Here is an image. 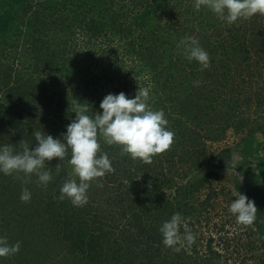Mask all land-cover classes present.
I'll list each match as a JSON object with an SVG mask.
<instances>
[{
	"label": "trees",
	"instance_id": "trees-1",
	"mask_svg": "<svg viewBox=\"0 0 264 264\" xmlns=\"http://www.w3.org/2000/svg\"><path fill=\"white\" fill-rule=\"evenodd\" d=\"M122 1L124 5L120 6V12L113 7V0H35L33 5H27L24 0H0V66L14 72L17 71V79L22 75L23 69H27L25 65H28L33 68V72L39 74L35 79L36 85L31 87L34 90L30 93H35L36 89H49L46 87L47 80L50 81L49 86L52 89H63L62 86L65 85L66 89L77 91L76 94L80 95L81 100L88 98L89 104L95 102L94 105L92 104L93 110L90 113V115H94V112H97L95 111L96 107L102 99L95 94L91 95L90 91L88 94V89L94 88L95 81L98 83L100 80L99 75H96V68L100 62L98 59H93L92 54L82 51L84 46L94 45L101 36L109 37L111 32L115 36L118 35L117 30L127 24L121 18L123 14L128 16L132 12V8L126 0ZM147 2L148 0L130 1L131 5L136 4V7H142V11L136 13L138 19H133L130 24L136 25L143 21L152 25L153 22H156V26L160 29H152L145 34L141 33L139 35L140 41L132 45V48H126L127 45L124 47L126 54L135 56L134 59H138L140 62L150 60L144 64L147 70L142 69L143 76L137 78L119 74L120 77L116 80L118 84L116 89L107 92L106 95L126 91L128 97H134L138 87H148L150 89L149 103L154 109L164 110L165 118L168 120L167 127L174 132L173 143L166 151L155 154L149 162H144L140 159H131L130 155L123 154L120 145H107L101 140V147L97 155L107 153L114 171L90 182V187L93 189L92 194H94L91 200L93 199L95 202L96 210L106 214V212L111 211L105 204V201L109 202L105 196L109 194L108 192L113 193L115 191L116 195H113V200H111L113 204L119 200V207L121 208L124 205L134 206L135 210L129 212L130 220L128 222L130 224L127 228L120 227L122 229L117 231L123 242V245L120 244L119 246L120 249H126L128 253L133 250L136 252L134 258L130 259L131 264H193L194 261H197L195 264H208L205 256H197L195 247H192L193 252L191 251V253H188L183 246L179 247V251L165 247L162 243V236L161 238L156 237L154 231L159 230L160 225L169 219L173 213H184L185 210L181 206L186 203H183V200L192 196V192L197 191V187L203 180V178L199 179L198 184L194 183L192 186L174 183V175L172 174L177 175L179 172L176 165L181 167V172L185 167L190 171L192 168V170H198L204 165V167L208 166L217 170L216 168L224 154L218 152L207 155L200 143L217 135H213V133L223 132L225 128L230 127V124L232 125L230 114L234 112V109L232 107L229 109L228 105L224 104L225 102L230 104L233 98L231 96L233 91L227 90L229 89L228 86L231 89L247 87L250 92L252 89L264 91V48L261 49L260 47L264 44V14L257 13L250 19L240 18L229 24L218 18L207 7L202 6L197 11L193 7L194 0H160L163 5V11L160 12L166 13L165 23L167 25L165 26L156 19L158 15H154V18L150 19L152 12L149 9L151 5H148ZM149 2L151 1L149 0ZM153 3H156V7L159 4L158 0H154ZM165 9L167 11H164ZM11 18L12 22H10ZM218 20L222 21L221 25L224 23L223 28H219L218 25L217 28L215 25L214 27L211 26ZM14 22L18 23L15 25L16 28L13 27ZM214 29L216 31L213 32ZM250 30L251 32L248 34ZM220 31L224 32L225 38H217ZM181 34L184 37L193 36L199 40L201 46L206 44L205 47H209L207 50L210 59L208 68L201 69L200 64L195 60L188 61L183 55V46L178 47L179 42L168 41L171 37L181 36ZM124 37L122 35L121 39ZM255 41H258L255 45V53L262 54L261 57H257L260 58L257 60L262 64L255 65L256 68H254L248 63L245 66V71L238 70L237 67L233 66L235 61L230 59L227 53L233 57L246 53L249 56L248 44ZM239 42L242 43L239 45ZM73 44L78 46L74 48L80 56L78 59L70 55ZM159 47H162L163 51H159ZM4 57L10 60L8 64H3ZM163 64L165 66H162ZM150 71L151 73H149ZM189 82L191 84H188ZM7 89L15 92L20 90L19 85L16 88L11 85ZM263 93H258V91L254 93L253 91L255 98L264 97ZM66 94L69 93L66 92ZM240 94L236 92V95ZM223 96L225 100L221 99L220 101L223 103L219 104L218 98ZM228 97L231 98V101H228ZM211 99L217 104L209 110L205 104L209 103ZM237 99L239 98L235 97V101ZM14 104L7 105L10 112L1 119V125H6L7 120L9 128L22 131L27 128V134L31 132V128L33 131L39 127L36 121L31 127L28 118H34L38 115L34 113L31 106H25L24 103L19 105L17 102ZM61 111V106L56 107L54 111L53 118L57 120V123L58 121L63 123L66 120L63 119ZM101 111L102 109L99 108L98 112ZM237 114L238 116L234 115L237 119L235 120L233 117V120L240 123L242 114L239 112ZM26 124H30L29 130ZM243 128L242 125L240 130L242 131ZM30 135L33 136L32 133ZM131 162H134L136 164L135 169L142 173V175H136L134 179H132L133 173L128 168ZM122 163H126L125 169L120 166ZM187 172H183V177L187 176ZM124 177L130 181L124 180ZM56 178L61 188L64 182L60 180V175H57ZM141 184L144 185L139 189L132 190V187ZM166 186L167 188L174 186L173 198L166 197L163 190ZM263 187L264 185H249L248 189L245 190V195L254 201L257 207L256 219L252 224L258 230L259 239L264 245ZM206 196L208 197V195ZM50 199L51 209L47 216L42 219L41 215L39 220L36 218V226H41L40 231H43L44 227H46L45 231L52 229L54 217L57 219L59 217V212L56 211L58 209L52 207L54 198L51 197ZM172 200L177 203L175 210L172 206L174 205ZM60 203V206L63 207L60 208L64 210L66 216L64 221L74 219L78 222V225L70 233L77 234V236H87L83 225L87 230H90L89 224L84 216L78 220V217L81 216L79 207L66 202V199ZM42 212L44 214V209ZM117 213L118 215L120 213L118 207ZM95 215L97 214L94 213ZM150 215L155 216V218L146 222ZM93 221L98 223L95 218ZM131 222H134V225ZM96 228L98 233L91 230L92 234L89 235L87 242L92 256L103 252L102 245L97 239H104L106 235L114 232V230L105 228L103 225L98 226L96 224ZM132 228L133 231L130 230ZM59 233L58 236L62 237L60 247L62 246L66 250L71 246L75 247L78 243L85 245L84 241L74 244L70 233L66 235L62 231ZM157 233L161 235L160 232ZM32 238H34L33 233ZM158 239L157 243L156 240ZM207 241L208 249L205 255L208 254L209 257L207 258L210 260L219 254L211 247L212 238L209 237ZM130 242H135L134 246ZM115 243L118 244L117 241ZM113 251L114 249L108 250L111 258H114V254H111L114 253ZM107 254L106 251L103 254L105 256L103 261L106 262L103 264H111L106 259ZM82 256L79 257L78 261L82 259ZM92 260H94L93 257L90 258L91 262ZM80 262L84 264L88 260L83 258Z\"/></svg>",
	"mask_w": 264,
	"mask_h": 264
},
{
	"label": "rangeland",
	"instance_id": "rangeland-1",
	"mask_svg": "<svg viewBox=\"0 0 264 264\" xmlns=\"http://www.w3.org/2000/svg\"><path fill=\"white\" fill-rule=\"evenodd\" d=\"M24 1L27 5L35 4V0ZM130 1L132 0H126L128 5L132 8V12L129 13L128 16L123 14L121 19L126 21L127 24H124L117 30L118 35L115 36L111 32L109 33V37L101 36L94 45L84 46L82 51L83 53L92 54L94 57L93 59H98L100 62L96 68V75H99L100 80L98 83L95 81L93 85L94 88L88 89V94L91 92V95L95 94L101 99L104 98L107 92L116 89L115 87L118 85L116 80L120 77L119 74L135 78L143 76L141 70H147L144 66L147 60L140 62L138 59H134L135 56L133 57L126 54L124 47L127 45L126 48H132V45L140 41L139 35L141 33L145 34L152 29H160V27L156 26V22H153L154 24L152 25L143 21L136 25L130 24L133 19H138L136 13L142 11V7H136V4L131 5ZM150 1L151 2L148 0L147 2L148 5H151L150 9L148 8L150 12H152L150 19H153L154 15H158L156 19L159 20L161 25L166 26V13H161L163 11V5L160 0H158L159 4H157V7L156 3H153L154 0ZM112 5L121 12L119 8L121 5H124V2L122 0H113ZM27 8L28 6L26 9ZM164 11H167V9ZM251 17H248V19ZM189 18L191 19V16ZM7 21L8 18L5 22L7 23ZM10 22H12V18ZM221 22V20H218L211 26L214 27L215 25L217 28L218 25L219 28H223L224 23L221 25ZM247 22L249 23V21ZM16 24L18 23L14 22V28H16ZM214 31L216 30L214 29L213 32ZM250 32L251 30L248 31V34H250ZM122 35L125 37L121 39ZM183 37L184 35L181 34V36L171 37L168 41L177 43L180 42ZM217 38H225L224 32L220 31ZM241 43L242 42H239V45ZM257 43L258 41L248 44L250 48L249 56L246 55V53L240 56L234 55L233 57V55L227 53L228 57L235 61L233 66L237 67L238 70L241 69L245 71V66L248 65V63L254 68H256L255 65H261L262 63L257 60L260 58L257 57H261L262 54L255 53V45ZM205 45L206 44H203L202 47L207 51L209 47H205ZM75 47L78 46H74V44L73 46L71 45L70 55L78 59L80 56L76 53V50H74ZM260 47L263 49L264 44L260 45ZM158 50L163 51V48L159 47ZM9 62L10 60L4 57L3 64H8ZM162 66H165V64ZM0 68V145H16L17 149L22 151L23 146L19 143L21 140L30 145V147H35L36 144L34 136L30 135V133H32V128L31 132L27 134V128L23 131L9 128V126H7V120L6 125H1V119L10 112L7 109L8 104L17 102L19 105L24 103L23 105L25 106H31L34 113L38 114L34 118H28L31 127L36 121L39 125L36 129L51 134L54 138L61 136V134L66 131V125L75 118L73 108L78 102L88 107L89 115L91 110H93L92 104L94 105L95 102L89 104L88 98L82 99L84 100V102H82L81 98H79L80 95L76 94L77 91L74 92V89H66L65 85L62 86L63 89H52V87L49 86V80L46 81V87H49V89H36L35 93H30L34 90L31 87L36 85L35 79L39 74L33 72V68L28 65H25L27 69H23L22 75L17 79V71L14 72L11 69H4L3 66H0ZM149 73H151V71ZM188 84H191V82ZM11 85L15 88L19 85V92L7 89ZM197 86H199L198 83ZM228 88L227 90L233 91L231 95L233 98L231 101V98L228 97V101H231L230 104L229 102H225L224 104L228 105L229 109H231V107L234 109L232 114L229 113L232 125L230 124V127L225 128L223 132L213 133V135H217L213 136V138L205 139L200 143L207 155L216 154L218 152L224 154L222 155L223 158L220 160L219 166L216 168L217 170L208 166L204 167L205 165L203 164L204 166L198 170H192V168L188 171L185 167L181 172V167L176 165L179 172L177 175L172 174L174 175V183H183L191 186L194 183L198 184V180L203 178L202 182L197 187V191L192 192V196H188L184 199L183 203L186 204L181 206L185 210L182 216L191 229V232L195 235V240L190 244L185 241L180 244L179 247L181 248L183 246L188 253H191L192 247H195L197 256H205L204 258L208 264L210 262L212 264H264V245L261 244L258 230L253 224L243 225L237 223L235 216L229 211L230 203L239 192L245 194V190L248 189L247 187L249 185H264V97L255 98L253 94V91L254 93L257 91L258 93L264 91L252 89L250 92V89L247 87L242 89H231L228 86ZM80 90L84 91L83 89ZM66 92L69 94H66ZM123 92L127 94L126 91ZM236 92L241 94L236 95ZM235 97L240 100L237 99L235 101ZM246 98H248V100H246ZM218 99L217 102L221 99H223V101L225 100L224 96ZM223 101H220L219 104H222ZM216 104V101L211 99L209 103L205 105H207L209 109ZM99 105L100 104H98L95 110L97 112L100 108ZM60 106L62 108L61 113L63 119H66L63 123L59 121L57 123V120L53 118L56 107ZM238 112L242 114V121L240 123L233 120V117H235V120L237 119L234 115L236 114L238 116ZM242 125L244 128L241 131L240 127ZM26 126L28 127L30 124H26ZM63 130L65 131L63 132ZM70 157L71 149L69 148L64 160L60 161L59 173L56 171V164L58 163L57 158H53L51 161L47 162V167L52 171L53 179L46 187L38 184L35 174H32L29 178H25L22 173H14L12 175L0 173V236H6L10 244L20 242L19 252L11 256L0 257V264H81L80 261L83 258L84 260H88V262L84 264H103L106 263L103 261V257H105L103 254H105V251L108 253L106 259L110 261L111 264H131L130 259L134 258L136 252L133 250L131 253H128L126 249H120L119 246L120 244L123 245V242L121 240V235H118L117 231L122 229L120 227L127 228L130 224L128 222L130 220L129 212L134 209V206L124 205V207L121 208L119 207V200L113 204L111 200H113V195H116L115 191L113 193L108 192L109 194L105 196V199L109 200V202L105 201V204L111 212L105 211L106 214H103L96 210L95 202L93 199L91 200V197H94V194H92L93 189L89 187L87 190V203L78 206L81 211V216L78 217V220L82 216L87 219L90 230H87L84 225L83 228L88 235L77 236V234L70 233L72 229H75L78 225V222L74 219H70V222L68 220L64 221L66 216L64 215L63 207L60 206L62 200L59 199L60 183L56 178L57 175H60V180L63 182H65L66 179L72 178L69 176L72 171V166L68 163ZM120 166L125 169L126 163H122ZM135 166L136 164L131 162L130 167H128L133 173L132 179H134L136 175H142V173L135 169ZM183 172H187V176L183 177ZM76 179L77 182H79L78 178ZM25 180L27 182H25ZM124 180L130 181L129 179L127 180L126 177H124ZM142 185L144 184L132 187V190L139 189ZM25 187L31 192V198L27 202L21 201L20 199L21 191ZM163 190L167 198L174 197V186L171 188H167L166 186ZM206 195H208V197ZM51 197L54 198V205H52V207L58 209L56 211L59 212V217L58 219L54 217L52 229L45 231L46 227H44V230L40 231L41 226H36V220H39L41 215L42 219L47 216L51 209V205H49ZM65 199L66 202L71 203L68 198ZM172 201L174 203V200ZM178 201L180 202V200ZM176 204L177 203H174V205H172L174 210L175 207H177ZM117 207L120 211L119 215L117 213ZM43 209L44 214L43 212L41 213ZM94 213L97 215L94 216ZM112 214H114L113 217ZM94 218L98 223L93 221ZM152 218H155V216L150 215L149 219H146V222L152 221ZM111 221H114V223H111ZM131 223L134 225V222ZM96 224L98 226L103 225L105 228L114 230V232L113 234L106 235L104 239H97L102 245L103 252L92 256L91 252H89L87 242L89 240V235L92 234L91 230L95 231L94 233H98ZM116 225H118V227H116ZM36 227L38 228L36 229ZM182 229L181 227L180 232L183 235L184 231ZM130 230L133 231V228ZM61 231L64 232V235L70 233L74 244L84 241L85 245L78 243L75 247L71 246L68 250L62 246L60 247L62 237H59L58 233ZM157 232H159V230L154 231L156 237L159 236L161 238V235ZM32 233L34 234V238H32ZM59 235L61 236L60 233ZM156 237L155 239H157ZM209 237L212 238L210 243L212 249L219 254L210 260L207 258L209 255H205L208 249L207 239ZM114 240L117 241L118 244H116ZM158 241L159 239L156 240L157 243ZM130 244L134 246L135 242H130ZM111 249H114V253H111L114 254V258H111L109 255L108 250ZM81 255H83L82 259L78 261ZM91 257L94 258L92 262L90 261ZM195 263H197V261L193 262V264Z\"/></svg>",
	"mask_w": 264,
	"mask_h": 264
},
{
	"label": "clouds",
	"instance_id": "clouds-1",
	"mask_svg": "<svg viewBox=\"0 0 264 264\" xmlns=\"http://www.w3.org/2000/svg\"><path fill=\"white\" fill-rule=\"evenodd\" d=\"M202 6L229 24L257 13L264 14V0H194L193 7L197 11ZM179 46H183L182 52L188 61L195 60L201 69L209 67V54L197 38L183 37ZM149 99L148 87H138L134 97H128L124 92L108 93L100 102L102 111L94 112V115H89L88 107L76 100L78 103L73 108L75 118L66 125V131L61 136L54 138L51 134L33 129L35 147H30L23 140L19 142L23 146L22 151L16 145H0V173H22L25 178L35 174L38 184L46 187L53 179L47 162L57 158L56 171L59 173L60 161L64 160L70 148L68 163L72 166L69 174L72 178L66 179L61 186L59 199L68 198L74 206H82L88 201L90 182L114 171L107 153L97 155L101 140L107 145H120L123 154L144 162L166 151L173 143L174 132L167 127L164 110L154 109ZM30 198V190L23 188L21 201L27 202ZM229 211L237 223L249 225L256 219L257 207L254 201L239 192L230 203ZM159 232L164 246L176 251L185 241L190 244L195 240L180 212L165 220ZM19 250L20 242L10 244L6 236H0V257L14 255Z\"/></svg>",
	"mask_w": 264,
	"mask_h": 264
}]
</instances>
